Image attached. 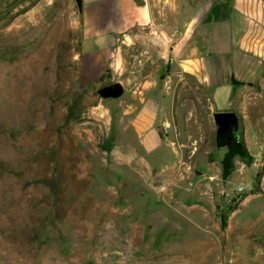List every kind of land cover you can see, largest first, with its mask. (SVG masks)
Wrapping results in <instances>:
<instances>
[{"label":"rangeland","instance_id":"1","mask_svg":"<svg viewBox=\"0 0 264 264\" xmlns=\"http://www.w3.org/2000/svg\"><path fill=\"white\" fill-rule=\"evenodd\" d=\"M82 28L76 0H0V264H264V65L232 109L253 159L225 174L212 86L170 49L182 32L99 63ZM117 81L123 96L101 98Z\"/></svg>","mask_w":264,"mask_h":264},{"label":"crops","instance_id":"2","mask_svg":"<svg viewBox=\"0 0 264 264\" xmlns=\"http://www.w3.org/2000/svg\"><path fill=\"white\" fill-rule=\"evenodd\" d=\"M174 1L83 0L84 55L103 63L116 42L130 45L148 31L161 35L167 47L174 33L181 31V38L170 45L172 53L181 57L184 71L212 86L215 111L232 110L239 86L233 80L249 81L264 65V0H181V13L175 12ZM160 16L173 22L176 16L187 18L178 27L173 23L163 27ZM116 53L118 57L120 48ZM155 124L156 114L150 108H143L133 121L149 151L161 143Z\"/></svg>","mask_w":264,"mask_h":264},{"label":"water","instance_id":"3","mask_svg":"<svg viewBox=\"0 0 264 264\" xmlns=\"http://www.w3.org/2000/svg\"><path fill=\"white\" fill-rule=\"evenodd\" d=\"M80 11L83 8V0H76ZM125 85L120 82H113L102 86L98 90L101 98H119L125 93ZM214 121L217 125V145L227 147L235 138L234 131L240 126V116L235 110L215 111L213 114Z\"/></svg>","mask_w":264,"mask_h":264},{"label":"trees","instance_id":"4","mask_svg":"<svg viewBox=\"0 0 264 264\" xmlns=\"http://www.w3.org/2000/svg\"><path fill=\"white\" fill-rule=\"evenodd\" d=\"M235 85H242L243 82L237 81L236 79L233 80ZM72 109V113H73ZM69 116H71L69 114ZM111 142L105 143L104 149L111 150ZM228 150L222 160L224 173L229 174L233 168L235 167V161L237 158L241 159L244 162L250 163L253 159L252 154L250 153L248 146L244 137L238 133L237 137L234 138L230 144L227 146ZM262 173H260L261 176Z\"/></svg>","mask_w":264,"mask_h":264},{"label":"flooded vegetation","instance_id":"5","mask_svg":"<svg viewBox=\"0 0 264 264\" xmlns=\"http://www.w3.org/2000/svg\"><path fill=\"white\" fill-rule=\"evenodd\" d=\"M240 123H241V119H240ZM239 129H240V126H239L238 130H235V131H234L235 138L237 137V135H238V133H239Z\"/></svg>","mask_w":264,"mask_h":264}]
</instances>
